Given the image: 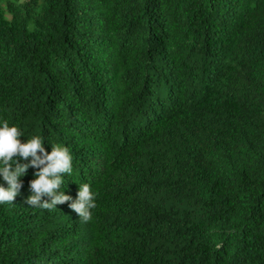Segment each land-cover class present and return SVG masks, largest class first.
Wrapping results in <instances>:
<instances>
[{"label": "trees", "instance_id": "trees-1", "mask_svg": "<svg viewBox=\"0 0 264 264\" xmlns=\"http://www.w3.org/2000/svg\"><path fill=\"white\" fill-rule=\"evenodd\" d=\"M0 119L97 193L29 207L30 167L0 264H264V0H0Z\"/></svg>", "mask_w": 264, "mask_h": 264}, {"label": "clouds", "instance_id": "clouds-1", "mask_svg": "<svg viewBox=\"0 0 264 264\" xmlns=\"http://www.w3.org/2000/svg\"><path fill=\"white\" fill-rule=\"evenodd\" d=\"M24 133L15 124L0 119V204H12L20 194L21 179L31 167L36 169L35 178L29 182L30 195L25 198L29 207L57 209V204L70 202L69 207L82 221L92 218L96 208L97 193L88 183H79L77 196L73 199L66 194L62 185L67 176L74 174L73 158L69 148L51 143L47 151L44 140L39 135L21 140ZM30 158V159H29Z\"/></svg>", "mask_w": 264, "mask_h": 264}]
</instances>
